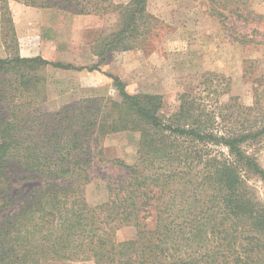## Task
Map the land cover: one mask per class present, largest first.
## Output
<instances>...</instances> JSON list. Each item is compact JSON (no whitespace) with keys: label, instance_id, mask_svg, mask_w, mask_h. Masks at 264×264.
<instances>
[{"label":"trees","instance_id":"obj_1","mask_svg":"<svg viewBox=\"0 0 264 264\" xmlns=\"http://www.w3.org/2000/svg\"><path fill=\"white\" fill-rule=\"evenodd\" d=\"M1 1L8 13L2 30L13 28L10 0ZM15 1L81 15L113 6L111 0ZM147 1L120 6L126 22L117 40L139 32ZM46 66L100 70L42 56L0 57V71H16L13 81L0 79V264H264V208L248 185L250 176L264 181V168L243 147L264 129L220 131L222 113L186 94L176 113L162 115L161 95L130 94L114 75L120 101L88 98L45 113L49 121L33 100L6 91L14 82L29 88L31 69ZM125 130L141 132L139 160L114 159L127 174L104 178L108 198L92 205L86 186L95 158L102 160V138ZM212 146L226 147L228 156ZM123 228L133 236L118 240Z\"/></svg>","mask_w":264,"mask_h":264},{"label":"rangeland","instance_id":"obj_2","mask_svg":"<svg viewBox=\"0 0 264 264\" xmlns=\"http://www.w3.org/2000/svg\"><path fill=\"white\" fill-rule=\"evenodd\" d=\"M111 1L113 6L104 14L81 15L10 0L7 7L14 27L7 24L2 30L5 7L0 0L2 57L42 56L77 67L99 65L100 69H31L33 84L28 88L14 82V88L6 87L7 94L23 95L22 101L28 98L33 100L32 107L39 105L37 113L52 114L88 98L120 101L109 76L114 75L130 94L161 95L162 115L176 113L180 97L186 94L195 96L206 110L222 113L216 124L220 131L264 129V0H148L139 32L119 40L117 32L126 22L120 6L131 0ZM115 38L117 47L112 44ZM14 72L0 71V79L4 76L13 81ZM43 118L52 120L48 115ZM140 139L138 130L103 136L102 160L95 158L90 170L93 180L86 186L92 205L107 200L106 178L127 174L114 159L129 165L138 162ZM243 147L264 168V132ZM213 148L221 157L228 156L226 147ZM248 185L264 208V181L250 176ZM132 236V229L123 228L117 238ZM43 264L96 263L48 260Z\"/></svg>","mask_w":264,"mask_h":264},{"label":"crops","instance_id":"obj_3","mask_svg":"<svg viewBox=\"0 0 264 264\" xmlns=\"http://www.w3.org/2000/svg\"><path fill=\"white\" fill-rule=\"evenodd\" d=\"M3 56V52H0V57H2Z\"/></svg>","mask_w":264,"mask_h":264}]
</instances>
